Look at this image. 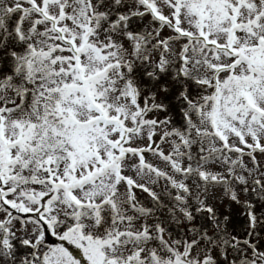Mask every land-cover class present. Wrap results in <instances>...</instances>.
<instances>
[{"label": "snow or ice", "instance_id": "1", "mask_svg": "<svg viewBox=\"0 0 264 264\" xmlns=\"http://www.w3.org/2000/svg\"><path fill=\"white\" fill-rule=\"evenodd\" d=\"M0 264H264V0H0Z\"/></svg>", "mask_w": 264, "mask_h": 264}]
</instances>
